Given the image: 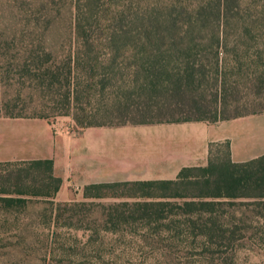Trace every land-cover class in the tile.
Returning a JSON list of instances; mask_svg holds the SVG:
<instances>
[{"label":"trees","instance_id":"1","mask_svg":"<svg viewBox=\"0 0 264 264\" xmlns=\"http://www.w3.org/2000/svg\"><path fill=\"white\" fill-rule=\"evenodd\" d=\"M35 5L27 18L0 30L5 40L0 59L38 97H58L65 110L58 114L71 110L76 127L215 123L264 111V9L248 13L241 0H36ZM65 6L68 25L55 31L53 19ZM0 116L46 118L9 109ZM210 147L204 166L183 167L173 180L89 184L83 193L130 185L141 196L197 198L184 204L205 212L218 198H264V153L234 162L227 142L222 157H212ZM25 162L0 174V185L9 186L0 187V194L9 193L0 195L2 208L22 206L24 196L38 193L23 186L27 178L44 196L57 190L60 180L50 160ZM142 205L145 214L150 204Z\"/></svg>","mask_w":264,"mask_h":264},{"label":"rangeland","instance_id":"2","mask_svg":"<svg viewBox=\"0 0 264 264\" xmlns=\"http://www.w3.org/2000/svg\"><path fill=\"white\" fill-rule=\"evenodd\" d=\"M35 1L0 0V30L27 18ZM241 1L248 13L264 9V0ZM69 18L65 6L53 19L55 31L66 28ZM4 41L0 37V44ZM15 75L0 59V115L9 109L22 116L71 119V110L58 114L65 111L58 97H38L31 83ZM254 115L236 123L215 122L214 131L225 134L235 149L245 133L252 131L255 140L257 132L256 151H264V111ZM229 140L210 142L211 156L222 157ZM4 149L0 143V154ZM27 160L0 161V174L26 167ZM23 184L38 193L24 196L22 206H0V264H264V198H218L205 212L184 204L197 198L141 196L130 185L92 190L90 196L82 190L60 200L55 193L40 194L28 178ZM144 203L150 204L145 214Z\"/></svg>","mask_w":264,"mask_h":264},{"label":"crops","instance_id":"3","mask_svg":"<svg viewBox=\"0 0 264 264\" xmlns=\"http://www.w3.org/2000/svg\"><path fill=\"white\" fill-rule=\"evenodd\" d=\"M225 120L236 123L243 118ZM205 121L120 124L79 128L70 118H9L0 116V161L48 159L60 183L55 197L71 200L89 184L173 180L183 167L206 163L210 142L229 138ZM240 137L235 149L229 140L230 158L240 162L263 150L257 132ZM73 193H72V192Z\"/></svg>","mask_w":264,"mask_h":264}]
</instances>
